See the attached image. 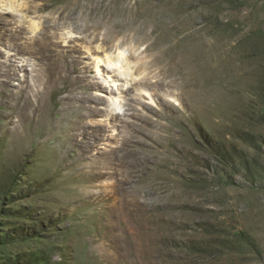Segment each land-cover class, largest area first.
<instances>
[{"label": "rangeland", "instance_id": "obj_1", "mask_svg": "<svg viewBox=\"0 0 264 264\" xmlns=\"http://www.w3.org/2000/svg\"><path fill=\"white\" fill-rule=\"evenodd\" d=\"M2 1L0 264H264V0Z\"/></svg>", "mask_w": 264, "mask_h": 264}, {"label": "bare ground", "instance_id": "obj_2", "mask_svg": "<svg viewBox=\"0 0 264 264\" xmlns=\"http://www.w3.org/2000/svg\"><path fill=\"white\" fill-rule=\"evenodd\" d=\"M10 10H14V7L10 6L6 1L0 0V12L2 11L10 12ZM118 54L120 55L121 53H118ZM6 56L7 57H6L5 64L7 65V69L3 70V72L7 76L5 83L7 82V80L11 79L13 76L18 75L21 72H24L28 68V66H31L30 59L28 58H20V57H17L16 54L9 53V52L6 54ZM114 62L108 59L98 60L97 65H96L97 75L99 76V78H103V82L101 84L103 85L104 88L108 90H110V88H113V90H120L118 86L121 85L119 84V81L121 79L120 74H122V69L118 67L116 62L115 63ZM104 69L111 73L105 74ZM114 77H117L118 79H114ZM38 81H40L41 83L43 82L42 75L38 77ZM34 95L37 96L36 92H34ZM27 100H30V99L27 98ZM22 114H23V108L21 109V115Z\"/></svg>", "mask_w": 264, "mask_h": 264}]
</instances>
